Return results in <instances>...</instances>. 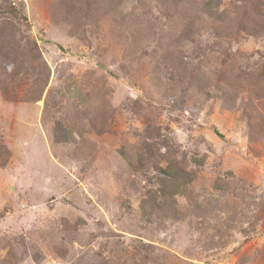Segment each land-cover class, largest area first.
I'll use <instances>...</instances> for the list:
<instances>
[{
	"label": "rangeland",
	"instance_id": "1",
	"mask_svg": "<svg viewBox=\"0 0 264 264\" xmlns=\"http://www.w3.org/2000/svg\"><path fill=\"white\" fill-rule=\"evenodd\" d=\"M0 264H264V0H0Z\"/></svg>",
	"mask_w": 264,
	"mask_h": 264
},
{
	"label": "water",
	"instance_id": "2",
	"mask_svg": "<svg viewBox=\"0 0 264 264\" xmlns=\"http://www.w3.org/2000/svg\"><path fill=\"white\" fill-rule=\"evenodd\" d=\"M53 45L56 46L60 51H63V48L60 45H58L56 43H53Z\"/></svg>",
	"mask_w": 264,
	"mask_h": 264
},
{
	"label": "trees",
	"instance_id": "3",
	"mask_svg": "<svg viewBox=\"0 0 264 264\" xmlns=\"http://www.w3.org/2000/svg\"><path fill=\"white\" fill-rule=\"evenodd\" d=\"M12 9V8H11ZM12 12L14 11V10H11ZM213 131H214V133L217 135V136H219V134L216 132V130H214L213 129ZM220 137V136H219Z\"/></svg>",
	"mask_w": 264,
	"mask_h": 264
}]
</instances>
